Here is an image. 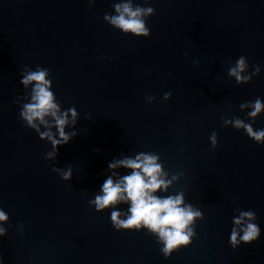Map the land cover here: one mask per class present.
I'll use <instances>...</instances> for the list:
<instances>
[{"label":"water","instance_id":"obj_1","mask_svg":"<svg viewBox=\"0 0 264 264\" xmlns=\"http://www.w3.org/2000/svg\"><path fill=\"white\" fill-rule=\"evenodd\" d=\"M122 2L0 0V210L9 217L0 221V264H264V144L222 120L264 129V110L252 121L240 107L264 102V0H131L154 9L148 37L103 19ZM240 56L241 76L260 68L248 83L229 75ZM38 68L49 70L60 112L78 114L50 159L51 141L39 136L59 139L52 118L50 128L34 121L38 133L20 117L34 87L20 80ZM141 152L159 156L166 179L178 177L154 195L183 192L201 212L188 225L191 243L167 258L158 234L143 224L117 231L111 207L88 203L112 175L110 162ZM69 166V180L53 171ZM114 171L115 181L130 170ZM249 210L260 235L233 249V220Z\"/></svg>","mask_w":264,"mask_h":264},{"label":"clouds","instance_id":"obj_2","mask_svg":"<svg viewBox=\"0 0 264 264\" xmlns=\"http://www.w3.org/2000/svg\"><path fill=\"white\" fill-rule=\"evenodd\" d=\"M116 15L105 14L103 19L108 24L119 29L122 33H131L135 37H148L149 28L146 26V19L154 14L151 7L133 6L131 0L127 2L113 4ZM246 58L240 56L235 66L230 67L229 75L235 76L238 83H248L252 76L260 72L259 66L254 67L251 74L241 76L245 72L248 64ZM49 75L47 68H38L36 71L24 73L20 83L27 87L28 84L34 83L31 92V103L23 105L20 117L27 122V126L40 130L34 121H39L45 127H52L46 116H50L54 121V127L59 139L54 138L51 131L40 133L39 138L47 137L51 141L53 151L47 153V158L56 155L58 145L67 144L74 133H66L65 126L70 122L75 124L77 112L75 108H70L61 113L58 103L54 102L55 97L49 90L50 81L46 79ZM171 93H165L164 98L168 99ZM154 100L155 97H145ZM241 108L250 107L252 111L247 113L249 120L254 121L258 114L264 110V102L259 97L254 102H244ZM71 116V121L69 120ZM223 124L227 126L232 124L233 128L243 129L246 135L257 144H264V129L254 130L251 123H245L240 118H234L229 121L222 118ZM209 140L212 148L217 145V133L213 132ZM159 156L153 152H141L136 157H125L120 160H113L108 164L109 171L112 175L104 180L100 187V193L95 195L94 199L89 200V207L94 205L96 212H101L111 207L110 221L112 227L117 230L138 229L141 224L145 225L152 233L158 234L159 241L164 247L160 251L167 258L174 249L180 246H188L191 243V237L195 235L188 225L193 222L194 218L201 217V212L193 208L190 204L184 203V193L179 192L176 195L157 196V191L166 192L169 186L178 177L173 175L171 179H166L168 175L162 171V164L158 163ZM117 168L130 170L129 174L123 175L114 181L116 176L114 171ZM53 171L59 172L63 180H69L72 175L71 166L67 170L54 168ZM118 204H127V211L116 210ZM183 205V206H182ZM123 217V218H122ZM8 214L0 210V221H7ZM256 219V213L253 211L240 212L239 218L233 220L234 227L229 237L230 246L235 249L243 242L244 244L255 241L260 235V229L257 224L247 222ZM187 229V231H186ZM242 233V235H241ZM6 230L0 228V236H4ZM239 237V239H237Z\"/></svg>","mask_w":264,"mask_h":264}]
</instances>
